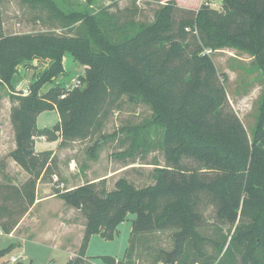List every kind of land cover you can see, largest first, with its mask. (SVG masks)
Listing matches in <instances>:
<instances>
[{
    "label": "trees",
    "instance_id": "16d2710c",
    "mask_svg": "<svg viewBox=\"0 0 264 264\" xmlns=\"http://www.w3.org/2000/svg\"><path fill=\"white\" fill-rule=\"evenodd\" d=\"M22 1L46 8L68 32L7 34L0 12V85L18 103L12 110L16 148L11 156L29 174L21 184L0 183L2 230L13 231L35 203L38 182L57 174L53 151L36 152V138L60 139L62 146L91 138L104 129L125 96L147 104L152 115L143 125L128 126L122 140L130 145L124 152H148L154 145L164 153L165 164H157L154 182L141 187L121 177L113 189L101 179L55 191L87 219L79 256L67 264H85L90 238L100 234L113 239L130 213L135 214L133 232L176 230L177 250L166 258L167 264H174L188 239L202 254L206 238L198 227L204 220L199 210L203 197L215 204L217 218L235 230L227 246L219 245V258L190 264H264V92L249 135L237 112L224 107L227 77L208 52L235 48L248 53L264 75V0H223L222 9L206 2L197 7L167 0L150 22L122 20L109 7L92 10L95 0H87L89 8L69 13L53 0ZM67 55L84 65L85 88L75 87L62 97L57 84L42 93L46 83L64 73ZM34 59L51 64L28 94L16 91L18 66ZM55 109L60 121L40 128L38 115ZM153 133L160 135L156 142ZM184 159L201 167L186 166ZM13 248L1 249L0 259ZM101 260L117 261L110 255Z\"/></svg>",
    "mask_w": 264,
    "mask_h": 264
},
{
    "label": "rangeland",
    "instance_id": "374dc122",
    "mask_svg": "<svg viewBox=\"0 0 264 264\" xmlns=\"http://www.w3.org/2000/svg\"><path fill=\"white\" fill-rule=\"evenodd\" d=\"M53 1L65 13H69L72 9L83 10L89 8L87 0ZM166 1L95 0L94 5L90 8L99 10L100 8L109 7L112 11L118 10L122 20L135 17L150 22L154 19V13L158 6ZM185 1L190 2L189 6L198 4L197 7L202 2L209 3L211 7L217 9H222L223 5V0H181L183 4L180 5L186 6L184 5V3L186 4ZM0 12L3 29L7 34L68 32L62 26L61 21L53 18L46 8H34L22 0H0ZM181 16L182 14L179 12L177 17L180 18ZM208 52H211L219 73L221 75L226 74L227 77L228 98L224 107L237 112L249 135H251L257 123L259 107L262 102L264 75L257 68L255 61H251L245 52L235 48L209 50ZM50 64L51 61L38 59L21 63L18 66V73L13 78L16 91L28 94L29 86L37 79V76H41L45 72ZM63 64L64 73L52 82L46 83L41 89L42 93L58 84L62 86V93L65 95L74 89L71 84L74 78L81 82L76 87L85 88L86 83L82 79L86 74L84 65L69 55L64 58ZM221 80H224V77ZM17 104L12 101L7 86L0 85V182L13 183V180H16L18 184H21L22 179L7 171L17 167L16 161L11 156L16 148V131L12 123V110ZM57 112L56 109L42 112L39 114V121L37 117V125L52 128L58 119L59 113ZM151 115V108L147 104L134 103L124 96L121 106L112 110L106 126L95 136L86 140L72 141L64 146L59 145L60 139L56 140L58 142L57 146L51 151H53L54 156L52 168L57 173L55 174L57 179L53 175L52 180H42L41 183L49 184L52 192L70 190L87 182L101 179H106V186L113 189L115 182L121 177L128 178L139 187L153 183L155 167L157 164H165L164 153L157 150L154 145L148 152L139 150L135 154L127 153L124 151L129 148L130 141L123 143L122 140L123 136L127 135L128 126L143 125L149 121ZM159 136L158 133L152 134L155 142ZM44 138V140H48L46 137ZM38 141L41 140H35L36 152H40L37 149ZM95 144L96 147L93 150ZM121 153L124 156H121ZM184 163L191 168L201 167L198 162L189 159H184ZM42 187L41 184L40 191ZM58 197L60 196L58 195ZM199 210L204 220L201 226L198 227V231L206 238L201 245L203 252L199 254L193 242L188 239L184 243L183 250L177 254L178 257L173 262L174 264H190L194 259L203 260L208 256L219 258L222 255L219 254V245L226 243L227 246L230 236L235 230V226L217 218L216 206L207 197L202 198ZM134 218L135 214L130 213L128 219L118 227L113 239L108 240L100 234H94L88 242L86 250L88 256L85 255L84 257L85 264H103L101 257L104 255L115 257L121 264H167L166 258L170 254L176 253L177 250L176 230L133 232ZM75 220L77 226L71 232L70 238L73 243L79 242L80 244L74 248L72 259L79 256L85 231L83 230L81 234L79 229L80 225H86L87 222L85 215L80 210L77 211ZM54 227L55 225L51 224V228ZM10 240L7 234H0V250L7 248L11 243ZM29 249L32 259L22 260L25 264H67L70 257V254L48 244H35L34 246L29 244ZM17 254H19L18 249L9 252L0 259V264H17L21 262L19 259L16 261L10 259L11 255Z\"/></svg>",
    "mask_w": 264,
    "mask_h": 264
},
{
    "label": "crops",
    "instance_id": "0c3cea01",
    "mask_svg": "<svg viewBox=\"0 0 264 264\" xmlns=\"http://www.w3.org/2000/svg\"><path fill=\"white\" fill-rule=\"evenodd\" d=\"M246 55L250 57L251 61H254L253 56L248 53H246ZM39 118L40 115H38V121ZM59 120L60 117L58 114L57 122ZM44 139L45 138H41L39 139L41 141L37 142L38 151L55 149L58 143L57 141H48ZM7 171H10L12 175L18 176L19 179H22L21 181H24L29 176L28 172L19 164H17V167H13L12 170ZM13 182L18 184L16 180H13ZM41 184L43 187L40 191ZM77 211L79 212L78 209L68 205L61 197H58L56 192H52L49 184L39 181L35 203L22 217L13 231L11 233H5L0 225V234H7L11 239L10 244L14 245L12 251L19 250V254L11 255V257H16L21 262L32 259V255L29 252V244L32 246L35 244H48L70 254L69 260H71L74 248L76 245L79 246L80 244L79 242L73 243L70 238L71 232L76 229L77 226L75 220ZM51 224L55 225V227L51 228ZM83 230H85V225L82 224L79 229L81 234ZM23 263L25 264V262Z\"/></svg>",
    "mask_w": 264,
    "mask_h": 264
},
{
    "label": "built area",
    "instance_id": "2783aa9c",
    "mask_svg": "<svg viewBox=\"0 0 264 264\" xmlns=\"http://www.w3.org/2000/svg\"><path fill=\"white\" fill-rule=\"evenodd\" d=\"M73 83H76L75 85L73 84ZM80 81L79 80H77V78H74V79H72V81H71V84H72V87L73 88H75L76 87V85H80ZM70 84V85H71ZM75 86V87H74ZM71 87V88H72ZM78 87V86H77ZM62 97H65V95H62ZM41 138H44L43 136H40V137H37L36 139H41ZM54 177H56V179H57V176L55 175ZM10 259H12L13 261H16L17 260V258L16 257H11ZM119 261L117 260L116 261V263L115 264H119L118 263ZM103 264H106V263H103Z\"/></svg>",
    "mask_w": 264,
    "mask_h": 264
}]
</instances>
